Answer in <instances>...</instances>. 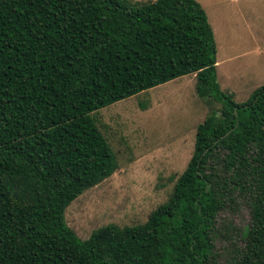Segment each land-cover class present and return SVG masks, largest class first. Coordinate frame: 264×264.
I'll use <instances>...</instances> for the list:
<instances>
[{
  "label": "trees",
  "instance_id": "obj_1",
  "mask_svg": "<svg viewBox=\"0 0 264 264\" xmlns=\"http://www.w3.org/2000/svg\"><path fill=\"white\" fill-rule=\"evenodd\" d=\"M215 51L197 0H0V264H214L217 217L237 201L234 264H264V83L235 101ZM191 72L219 104L167 199L78 237L65 206L117 167L90 112Z\"/></svg>",
  "mask_w": 264,
  "mask_h": 264
},
{
  "label": "rangeland",
  "instance_id": "obj_2",
  "mask_svg": "<svg viewBox=\"0 0 264 264\" xmlns=\"http://www.w3.org/2000/svg\"><path fill=\"white\" fill-rule=\"evenodd\" d=\"M197 1L213 31L219 88L243 101L264 83V0ZM194 84L193 72L183 74L90 112L117 167L65 206L78 237L107 223H141L167 199L190 157L196 124L219 104L197 95ZM248 221L240 201L220 211L214 264H234Z\"/></svg>",
  "mask_w": 264,
  "mask_h": 264
},
{
  "label": "crops",
  "instance_id": "obj_3",
  "mask_svg": "<svg viewBox=\"0 0 264 264\" xmlns=\"http://www.w3.org/2000/svg\"><path fill=\"white\" fill-rule=\"evenodd\" d=\"M213 32V31H212ZM216 59V58H215ZM218 62V60L216 59V63Z\"/></svg>",
  "mask_w": 264,
  "mask_h": 264
}]
</instances>
